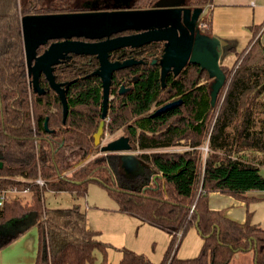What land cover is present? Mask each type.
I'll return each instance as SVG.
<instances>
[{
	"label": "trees",
	"instance_id": "trees-1",
	"mask_svg": "<svg viewBox=\"0 0 264 264\" xmlns=\"http://www.w3.org/2000/svg\"><path fill=\"white\" fill-rule=\"evenodd\" d=\"M157 1L132 0L125 7L93 9L80 6L78 0H0V202L9 191H28L5 197L0 204V228H4L0 251L36 227L35 264H111L108 250L112 246L99 239L98 231L89 229L81 205L49 208L45 203L46 192L86 197L88 185L96 183L117 204L118 212L171 235L161 264H230L238 252H253L255 264H264V229L252 223L253 213L248 211L247 221L240 223L209 204L212 193L248 206L264 200L255 195L264 193L260 166L240 156L245 148L264 153V120L257 129L255 116L257 109L264 111V101L258 100L264 94V70L245 65L250 46H260L264 22L251 27L253 37L243 52L229 50L236 60L231 68L222 67L226 83L214 105L210 96L213 79L198 65H188L177 77L170 73L163 87L159 64L163 43L121 50L127 56L137 54L143 63L114 73V99L108 106L104 135L123 130L131 150L142 151L136 156L142 170L134 176L121 171L118 154L99 156L95 145L103 112L102 80L94 75L99 68L97 57L74 56L54 67L58 84L71 82L65 120L63 103L45 76L39 81L44 94L29 86L24 16L145 10ZM213 3L190 0L188 5L209 8L202 15V29L210 37ZM45 49L40 47L38 53ZM122 85L130 91L120 94ZM178 100L179 106L155 115L159 108ZM179 146L188 149L163 151ZM204 146L209 148L206 154ZM91 155L92 159L78 165ZM39 177L45 181L42 188L36 182ZM30 216L33 222L28 227L18 225ZM191 228L197 229L203 246L196 257L180 259L178 250ZM119 251V264H154L127 248Z\"/></svg>",
	"mask_w": 264,
	"mask_h": 264
},
{
	"label": "water",
	"instance_id": "water-1",
	"mask_svg": "<svg viewBox=\"0 0 264 264\" xmlns=\"http://www.w3.org/2000/svg\"><path fill=\"white\" fill-rule=\"evenodd\" d=\"M186 2L187 0H158L154 8L145 10L121 9L24 16L21 20L24 51L33 90L40 95L44 94L39 79L42 74L45 75L50 87L63 103L65 120L68 114L66 92L71 82L58 84L54 77V67L70 58L69 55L97 57L99 68L94 75L102 80L103 112L99 129L94 135L95 145L101 147L102 153L131 151L128 137L122 136L106 145L102 144V137L108 117L114 73L142 64L143 60L132 58L123 62H112L110 54L120 49H136L161 42L164 43V52L159 64L163 87L170 73L177 77L188 65H198L213 79L210 96L214 105L226 83V74L220 62L227 43L201 33L197 29V23L204 9L187 8L184 6ZM123 32L135 33L113 37ZM51 41L53 43L45 52L38 55V49ZM123 91L122 89L121 93ZM180 104L181 100L166 104L155 115ZM2 167L3 162L0 161V169Z\"/></svg>",
	"mask_w": 264,
	"mask_h": 264
},
{
	"label": "crops",
	"instance_id": "crops-1",
	"mask_svg": "<svg viewBox=\"0 0 264 264\" xmlns=\"http://www.w3.org/2000/svg\"><path fill=\"white\" fill-rule=\"evenodd\" d=\"M210 9L213 36L226 42L225 48L228 51L234 48L238 53L243 52L253 37L251 27L264 22V0H214ZM260 44L264 50V28L260 36ZM230 54L234 53L230 51ZM222 58L225 59L223 63H226L227 57L222 56ZM234 60L235 57L231 61ZM182 147L184 151L188 149L185 146ZM89 158L91 157L85 158L78 165L89 161ZM263 194H257V196L264 197ZM209 204L213 210H225L229 218L240 223L247 221V213L250 211L253 213L252 223L263 226L264 221L262 219L257 221L255 217L257 211L253 206L256 203L251 209L250 205L243 201L221 193H212ZM85 211L89 229L98 231L99 239L112 246L108 250L109 263L119 264L122 259V253L119 250L127 248L137 254L145 255L154 264H161L170 245L171 235L135 217L118 212V207L113 204L89 205L87 202ZM32 222L33 217L30 216L18 225L25 228ZM35 228H30L11 245L0 251V264L36 263L39 235L38 229ZM202 246L201 235L196 228H191L183 239L177 256L180 259L194 258L200 253ZM230 264H255L254 254L238 252Z\"/></svg>",
	"mask_w": 264,
	"mask_h": 264
},
{
	"label": "rangeland",
	"instance_id": "rangeland-1",
	"mask_svg": "<svg viewBox=\"0 0 264 264\" xmlns=\"http://www.w3.org/2000/svg\"><path fill=\"white\" fill-rule=\"evenodd\" d=\"M189 1L187 0L186 4L189 5ZM132 2V0H78V4L80 6H85L89 8H111V7H125L129 5ZM194 8V7H192ZM209 8L204 9V12L207 10L208 12ZM203 12V14H204ZM202 14V15H203ZM202 18V17H200ZM200 22V21H199ZM199 28V25H198ZM262 33V32H261ZM261 36V34H260ZM229 52V53H228ZM248 52L250 53L249 58L246 62V66H254L256 68H260L264 70V50L262 49V46L260 44H252L250 48L248 49ZM223 57H227L226 63H223L224 60L221 58V65L223 67H229L231 68L236 60L235 54H230V51L225 48ZM235 57L234 61L233 58ZM259 101H264V94L259 96L258 98ZM255 116L257 118L258 124L256 125V128L259 129L262 126L261 120H264V111H261L259 109L256 110ZM124 136L123 130L118 131L117 133L113 135L105 134L104 137L102 138V144L106 145L109 142L116 140L120 137ZM99 148V156L103 154H108V153H102L100 151V146ZM205 148V146H204ZM185 149L180 146V147H173L169 149H163V151H184ZM142 151H126V152H120V153H115L118 154L121 158V171L125 173L128 176H134L141 172L142 168L141 165L139 164L138 159L136 158L137 154L141 153ZM149 152H152L150 150ZM204 154L206 152L203 150ZM240 156L244 158L245 161H251L255 164H258L262 170L263 176H264V153L261 152H256L254 150L245 148L240 152ZM92 159L94 156H90ZM88 161V160H87ZM86 161V162H87ZM85 162V163H86ZM261 194V193H255V195ZM264 195V194H263ZM22 196V195H21ZM227 196V195H226ZM14 197V195H11V198ZM27 199H29L27 197ZM87 202L89 205L91 204H97V205H105V204H113L114 206H117V204L109 198L107 195V192L104 188H102L100 185L96 183H90L88 185V191L86 197H80L77 198L76 196L70 194L69 192H60V193H55V192H46L45 193V203L46 206L49 208H71L74 205H81V208L85 210V207L87 205ZM256 203L253 208L255 209L256 212V220L258 221L259 219H262L264 221V200L263 201H257L254 202ZM254 203L250 204V207L252 209V205ZM7 233L10 231L9 225L5 226ZM262 228H264V223ZM4 228H0V231H2ZM36 229V228H35ZM9 230V231H8ZM6 233V234H7Z\"/></svg>",
	"mask_w": 264,
	"mask_h": 264
},
{
	"label": "flooded vegetation",
	"instance_id": "flooded-vegetation-1",
	"mask_svg": "<svg viewBox=\"0 0 264 264\" xmlns=\"http://www.w3.org/2000/svg\"><path fill=\"white\" fill-rule=\"evenodd\" d=\"M155 6V5H154ZM185 7H187V8H191V9H195V8H192V7H190V6H188V4H185L184 5ZM154 8V7H153ZM31 15H36V14H31ZM200 17H202V15L200 16ZM200 21V22H199ZM198 25H199V28H198ZM197 29H199V31L201 32V33H203V29H202V18H199V20H198V23H197ZM135 32H123V33H121V34H118V35H114L113 37H116V36H121V35H130V34H134ZM204 34V33H203ZM74 40H77V39H74ZM81 40H84V39H81ZM51 43H53V41H51V42H49L47 45H45L46 46V49L49 47V45L51 44ZM156 43V42H155ZM161 43V42H160ZM164 44V43H163ZM42 47V46H41ZM45 49V50H46ZM127 49H131V48H127ZM136 49H138V48H136ZM39 50V49H38ZM121 50H125V49H120V50H118V51H115V52H112L111 54H110V60L112 61V62H115V61H120V62H123V61H125V60H128V59H132V58H134V59H136V60H140V59H138V55L137 54H131V55H129V56H127L128 54H126V52L125 51H121ZM45 52V51H44ZM43 52V53H44ZM42 53V54H43ZM38 55H41V54H39L38 53ZM70 56V58H67L65 61H63V62H66L67 60H70V59H72L74 56H77V55H69ZM99 61V60H98ZM62 62V63H63ZM26 66H27V63H26ZM161 70V69H160ZM173 74V73H172ZM27 75H28V67H27ZM41 76H45V75H41ZM46 77V76H45ZM29 78V77H28ZM41 78V77H40ZM29 81H30V84H29V86L31 87V88H33L32 87V85H31V78H29ZM39 81H40V79H39ZM39 85H40V83H39ZM112 85V84H111ZM42 89V88H41ZM122 89L124 90L123 91V93H121V91H122ZM130 87H127V86H125V85H122L121 86V88H120V90H119V93L120 94H124V93H127V92H129L130 91ZM110 96H111V90H110ZM114 99V96H111V100H110V102L112 101ZM109 102V103H110Z\"/></svg>",
	"mask_w": 264,
	"mask_h": 264
},
{
	"label": "built area",
	"instance_id": "built-area-1",
	"mask_svg": "<svg viewBox=\"0 0 264 264\" xmlns=\"http://www.w3.org/2000/svg\"><path fill=\"white\" fill-rule=\"evenodd\" d=\"M202 150H204L206 153H208L209 148H208V146H205V148L203 147ZM36 182H37V184H38L41 188L44 187V185H45V181H44L41 177H39V178L37 179ZM23 194H28V191H27V190H25V191H23V192H19V191H17V190L9 191V192L5 193V194L1 197V202H0V204L2 205V202H3V200H4L5 197H10V198H11V195H14V197H16V196H18V195L21 196V195H23Z\"/></svg>",
	"mask_w": 264,
	"mask_h": 264
}]
</instances>
